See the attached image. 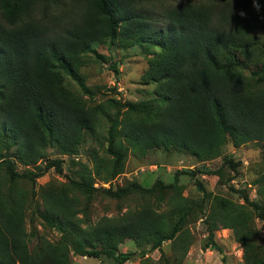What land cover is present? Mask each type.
<instances>
[{
  "label": "trees",
  "instance_id": "16d2710c",
  "mask_svg": "<svg viewBox=\"0 0 264 264\" xmlns=\"http://www.w3.org/2000/svg\"><path fill=\"white\" fill-rule=\"evenodd\" d=\"M70 1L75 11L68 15L64 0H0V264H70L71 254L126 264L136 257L119 251L127 240L141 248V264H172L164 253L158 262L146 257L162 251L166 242L182 252L174 263L181 264L194 242L186 227L197 219L198 209L203 212L204 199L183 196L179 173L172 184L151 187L113 182L124 173L130 149L179 151L203 162L229 143L239 148L255 142L262 144L264 155V62L259 57L264 53V0L169 6L164 0ZM106 41L127 49L140 46L152 57L145 77L156 82V99L94 103L78 74L79 57ZM67 77L79 83L83 95L67 86ZM103 120L108 124L104 134L99 131ZM87 134L96 135L107 159L91 151L92 168L80 172V179L66 176L65 190L49 187L41 194L43 208L37 214L43 222L38 221L44 229H57L60 239L52 242L37 230L28 232V192L21 183L51 169L62 175L64 160L52 159L48 150L78 157ZM224 165L236 171L240 164L225 157ZM20 166L27 170L20 173ZM73 166L83 167L76 161ZM96 179L109 188H96ZM257 182L264 183V173ZM133 193L150 200L170 194L173 207L128 209L93 225L88 208L95 195L125 201ZM260 193L264 196V186ZM242 198L264 223V204L245 193ZM216 200L206 247L222 253L215 242L222 226L248 253L255 235L252 213L244 205Z\"/></svg>",
  "mask_w": 264,
  "mask_h": 264
},
{
  "label": "rangeland",
  "instance_id": "374dc122",
  "mask_svg": "<svg viewBox=\"0 0 264 264\" xmlns=\"http://www.w3.org/2000/svg\"><path fill=\"white\" fill-rule=\"evenodd\" d=\"M199 0H164L166 6L197 3ZM65 9L68 15L75 11L71 6L70 0H64ZM161 8V6H159ZM52 16V15H50ZM262 34V31H260ZM264 62V53L259 56ZM151 56H147L143 48L134 46L124 48L121 44L111 45L109 41L98 43L79 57L80 67L78 74L84 84L94 94L96 104L103 103L108 98H116L122 103L125 102H147L158 97L157 85L152 79L146 80V73L149 70ZM259 66H263L260 64ZM253 70H256L253 68ZM66 84L69 88L83 95V90L74 78L67 77ZM87 99L88 96H84ZM89 103L91 100L88 98ZM92 102V104H94ZM108 124L103 120L99 127L101 133L106 132ZM91 151L99 152L103 156L104 152L100 148L96 135H88L80 146V155L78 157L58 155L54 149H49V155L52 159L64 160V173L58 174L51 169L42 177L35 181L26 180L22 187L28 192V210L27 230H37L38 236H45L48 240L56 242L60 239L61 233L53 229H44L38 221L37 210L43 208V199L41 197L43 189L55 187L64 189L70 176L72 179H80V172L92 168ZM104 157L107 159L106 154ZM231 159L239 163L236 171L224 165V158ZM73 161L79 162L83 167H74ZM43 166V165H42ZM209 170L212 174L201 173L199 170ZM27 170L23 166L19 167V172ZM32 170V169H31ZM183 171L197 172L195 177L182 173ZM72 172H75L73 174ZM200 172V173H199ZM178 174V185L181 193L185 197L195 198L198 202L204 199V210L196 211L197 219L191 222L186 230H189L194 242L190 245L186 255H184L181 264H264V223L258 217L257 212L246 205L242 194L248 195L251 201L264 204V196L260 190L264 183L257 180L264 173V155L262 144L251 142L239 148L233 147L231 143L227 144L222 153L211 160L200 161L184 152L165 151L164 149L153 148L150 150H128L127 159L124 167V173L119 175L113 184L125 187L130 183L138 182L145 187H151L156 182L172 184ZM95 187L109 184H103V181L96 179ZM102 183V184H101ZM104 187V186H103ZM107 187V186H106ZM104 187V188H106ZM97 188V187H96ZM69 196H76L69 193ZM224 198L235 204L244 205L252 213V224L255 230L252 246L247 253L243 246L234 239L233 231L219 227L215 233V242L218 244L222 253L212 247H206L208 241V222L211 210L217 207V200ZM84 200L83 198H81ZM173 201L170 194L161 193L159 197L155 196L151 200L141 197L138 193H133L125 201L105 198L102 195H95L91 201L88 213L93 225L103 216L113 217L119 213L124 214L128 209L138 210L144 206L157 207L159 210H170L173 207ZM83 213L78 215L82 220ZM42 221V220H41ZM43 222V221H42ZM86 227L85 225H82ZM36 240L33 239L29 246L33 248ZM150 246L146 247L149 250ZM120 252L136 253V257L126 264H141L143 259L140 257L141 248L132 240H127L119 246ZM165 254L166 260L169 259L172 264L176 263L177 256L182 252H174L171 242H166L162 246V251L154 250L148 253L154 262L160 261L162 254ZM250 256V262L246 257ZM70 264H117L107 258H88L82 256L70 255ZM178 264V263H177Z\"/></svg>",
  "mask_w": 264,
  "mask_h": 264
},
{
  "label": "built area",
  "instance_id": "2783aa9c",
  "mask_svg": "<svg viewBox=\"0 0 264 264\" xmlns=\"http://www.w3.org/2000/svg\"><path fill=\"white\" fill-rule=\"evenodd\" d=\"M103 186H104V187H106V186H107L106 188H109V186H108V185H103ZM96 187H98V185H96Z\"/></svg>",
  "mask_w": 264,
  "mask_h": 264
}]
</instances>
